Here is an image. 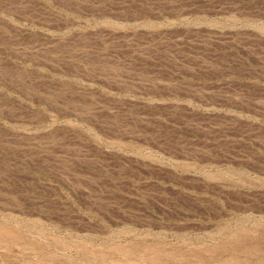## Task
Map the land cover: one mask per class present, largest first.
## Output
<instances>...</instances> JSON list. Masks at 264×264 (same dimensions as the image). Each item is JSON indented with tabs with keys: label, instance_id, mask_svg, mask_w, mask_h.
<instances>
[{
	"label": "rangeland",
	"instance_id": "1",
	"mask_svg": "<svg viewBox=\"0 0 264 264\" xmlns=\"http://www.w3.org/2000/svg\"><path fill=\"white\" fill-rule=\"evenodd\" d=\"M0 264H264V0H0Z\"/></svg>",
	"mask_w": 264,
	"mask_h": 264
}]
</instances>
